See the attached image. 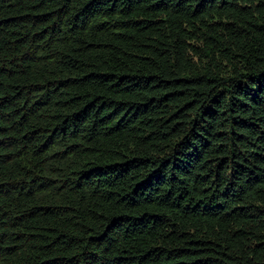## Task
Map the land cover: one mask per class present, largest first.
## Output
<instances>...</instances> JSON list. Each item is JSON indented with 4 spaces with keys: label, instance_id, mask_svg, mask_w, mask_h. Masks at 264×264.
<instances>
[{
    "label": "trees",
    "instance_id": "obj_1",
    "mask_svg": "<svg viewBox=\"0 0 264 264\" xmlns=\"http://www.w3.org/2000/svg\"><path fill=\"white\" fill-rule=\"evenodd\" d=\"M0 264H264V0H0Z\"/></svg>",
    "mask_w": 264,
    "mask_h": 264
}]
</instances>
